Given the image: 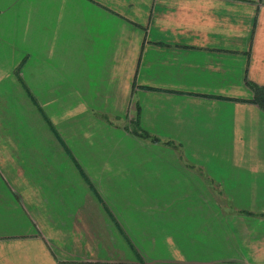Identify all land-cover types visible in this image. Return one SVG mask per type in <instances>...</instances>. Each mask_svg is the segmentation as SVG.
I'll use <instances>...</instances> for the list:
<instances>
[{
  "label": "crops",
  "instance_id": "1",
  "mask_svg": "<svg viewBox=\"0 0 264 264\" xmlns=\"http://www.w3.org/2000/svg\"><path fill=\"white\" fill-rule=\"evenodd\" d=\"M250 84L264 0H0V264H264Z\"/></svg>",
  "mask_w": 264,
  "mask_h": 264
},
{
  "label": "trees",
  "instance_id": "2",
  "mask_svg": "<svg viewBox=\"0 0 264 264\" xmlns=\"http://www.w3.org/2000/svg\"><path fill=\"white\" fill-rule=\"evenodd\" d=\"M249 88L251 89V95H252L251 98L249 99V101L256 104L264 112V86H258L255 84H250ZM134 122H135L134 125H136L137 119H135V121H133V123ZM138 130L139 131L136 132V128L134 129V132H136L138 136H140L142 138L148 137L152 141H157L156 137L149 135L143 129L139 128Z\"/></svg>",
  "mask_w": 264,
  "mask_h": 264
},
{
  "label": "rangeland",
  "instance_id": "3",
  "mask_svg": "<svg viewBox=\"0 0 264 264\" xmlns=\"http://www.w3.org/2000/svg\"><path fill=\"white\" fill-rule=\"evenodd\" d=\"M130 124H131V121H130Z\"/></svg>",
  "mask_w": 264,
  "mask_h": 264
}]
</instances>
